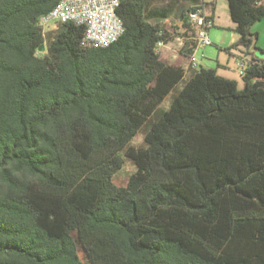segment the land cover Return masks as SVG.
<instances>
[{"label":"trees","instance_id":"obj_1","mask_svg":"<svg viewBox=\"0 0 264 264\" xmlns=\"http://www.w3.org/2000/svg\"><path fill=\"white\" fill-rule=\"evenodd\" d=\"M59 1L0 0V264H264V5L227 0L239 89L188 69L192 6L121 0L124 34L94 48L72 23L43 34ZM174 17L192 40L170 60Z\"/></svg>","mask_w":264,"mask_h":264},{"label":"built area","instance_id":"obj_2","mask_svg":"<svg viewBox=\"0 0 264 264\" xmlns=\"http://www.w3.org/2000/svg\"><path fill=\"white\" fill-rule=\"evenodd\" d=\"M260 4L262 0H257ZM121 0H60L54 8L42 16L39 21L43 34L56 30L58 25L72 23L83 27L85 30V44L94 48H107L116 43L124 34V24L117 14ZM208 0H197L192 10L188 11L189 22L196 29V37L193 38L197 45L210 46L212 42L209 31L215 26L213 18L207 12ZM186 40L177 36L175 41L178 44L177 52L184 47ZM170 43V42H169ZM169 43L163 40L158 42L156 51L161 50ZM188 69L197 68L194 54L191 56ZM245 62H240L239 74L245 73Z\"/></svg>","mask_w":264,"mask_h":264},{"label":"rangeland","instance_id":"obj_3","mask_svg":"<svg viewBox=\"0 0 264 264\" xmlns=\"http://www.w3.org/2000/svg\"><path fill=\"white\" fill-rule=\"evenodd\" d=\"M162 2L164 3V0H154L153 6L159 7L161 6ZM217 15L220 18L219 24L211 28L209 31V37L212 42V45L210 46L199 45L194 52V57L196 59V65H197L196 69H200L201 67L206 68V69H214L216 70L219 76H231L239 82L240 88H241L243 79L239 74V69L237 68L238 63L235 62L236 60H234V58L229 56V54H227L226 52L220 49V43L223 40H226V42L228 43L229 38H231L233 34L232 31L225 30L223 27L224 24H229V21H230L227 0L218 1ZM178 26L179 24L175 17L172 18L169 22L165 23V27L169 31V33L172 35V39L170 40L169 46L161 50V55H163L164 52L169 51V50L173 53L177 52L178 44L175 41V38L179 36V33H182L180 30H176ZM253 29H254V26L252 28V31ZM42 48L45 49V46H43ZM219 64L223 66H227V64H229L227 66L229 69L225 70L222 67L219 68L218 67ZM171 102H172V96L169 95L165 99V101L162 103V105L160 106V109L162 111L168 110L171 106ZM131 145L134 147L143 146L144 145L143 135H138L133 140ZM134 172H135L134 166L129 161L124 159L123 168L117 173V179L119 181H124L129 176H131Z\"/></svg>","mask_w":264,"mask_h":264},{"label":"crops","instance_id":"obj_4","mask_svg":"<svg viewBox=\"0 0 264 264\" xmlns=\"http://www.w3.org/2000/svg\"><path fill=\"white\" fill-rule=\"evenodd\" d=\"M218 1L219 0H208V5H207V12L213 18L215 26L218 25L219 21H220V18L217 15ZM196 3H197L196 0H164V3L162 2L161 6H159V7L166 8L169 11H173V13H180V11H182L183 9H187L191 6L193 7L194 5H196ZM261 4L264 5V0H262ZM156 7H158V6H156ZM229 17H230V14H229ZM166 22H169V21H166ZM223 27L225 30L231 31V29H233L235 27V24L232 22V20L230 18L229 24H224ZM255 28H256V30H255ZM253 32L258 33V36H259L257 46L264 50V20L262 22L254 25ZM237 40H238V36L233 32L231 38H229L228 43L226 42V40H223L220 43V49L222 51L226 52L227 54H229V56L234 58V60H236L235 62L238 63L237 68L239 69L240 62L246 61V58L244 57L243 53L239 50H232V51L227 50ZM163 56L165 58L170 59V60H177V59L182 58L183 54L181 51L173 53L169 50V51L164 52ZM255 58H258L260 60H264V55L258 53L255 55ZM228 65L229 64H227V66ZM227 66H223V65L219 64L218 67L219 68L222 67L225 70H228L229 68ZM220 77L235 81L237 83L239 89H243L245 87L244 81L241 84V88H240V84L235 78H233L231 76H220Z\"/></svg>","mask_w":264,"mask_h":264},{"label":"water","instance_id":"obj_5","mask_svg":"<svg viewBox=\"0 0 264 264\" xmlns=\"http://www.w3.org/2000/svg\"><path fill=\"white\" fill-rule=\"evenodd\" d=\"M42 51L44 50V48L41 49Z\"/></svg>","mask_w":264,"mask_h":264}]
</instances>
